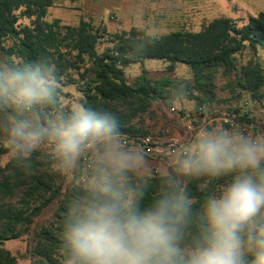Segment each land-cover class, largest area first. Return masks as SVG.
<instances>
[{"label": "clouds", "instance_id": "obj_1", "mask_svg": "<svg viewBox=\"0 0 264 264\" xmlns=\"http://www.w3.org/2000/svg\"><path fill=\"white\" fill-rule=\"evenodd\" d=\"M61 86L47 55L0 56V138L15 169L64 176L94 153L91 175L64 202L59 264H264V133L202 125L153 190L144 155L126 146L114 112L77 102L45 120L41 109ZM45 144L50 158L38 166L33 156ZM199 178L221 186L194 202L185 181Z\"/></svg>", "mask_w": 264, "mask_h": 264}, {"label": "trees", "instance_id": "obj_2", "mask_svg": "<svg viewBox=\"0 0 264 264\" xmlns=\"http://www.w3.org/2000/svg\"><path fill=\"white\" fill-rule=\"evenodd\" d=\"M69 1L75 3L79 0ZM54 6V0H0V49L5 56L27 60L49 56L59 69L62 85L63 76L67 77L69 84L77 82L68 76V71L83 70L80 74L83 82L78 84L83 94L81 102L86 107L114 112L119 117L120 131L128 140L137 141L150 136L134 121L150 113L155 105L159 109L161 106L170 109L180 99L197 102L201 106L212 105L217 96L216 77L219 72L228 79L233 91L248 94L253 101L262 98L264 68L261 63L253 58L238 67L236 56L245 50L255 57L260 52L264 53V13L250 17L240 27L233 19L221 17L207 23L199 32L177 31L153 37L137 28L107 32L84 19L77 27L62 26L59 19L48 22L50 9ZM8 41L14 43L6 47ZM101 42L108 47L99 54ZM150 60L167 64L163 77L154 79L149 76L145 63ZM179 64L189 67L193 75L191 82L175 77ZM81 65L88 66L82 68ZM131 65H140L141 68L134 84H130L125 76V69ZM88 76L90 78L85 81ZM62 93L60 87L55 101L41 109L45 120L53 118L60 108ZM234 114L244 129L246 125L255 130L254 117L241 114L239 110ZM7 149L0 147V160L9 153ZM49 158L40 152L33 156L38 166L41 163L46 165ZM87 166L85 164L83 168L86 170ZM46 170H49L47 166L40 167L33 176L25 178L10 160L5 166L0 164V264H17L16 258L5 249V243L29 233L35 219L55 201L58 203L55 221L51 226L33 231L30 254L33 264H59L55 250L59 244L64 202L79 186L63 194L54 186ZM171 171L172 166L169 168ZM91 173L80 171L79 177ZM159 182V175L152 176L153 190ZM185 183L194 202L221 186L218 181L208 178ZM17 193L21 194V199L12 203L11 199ZM35 203L38 206L34 207Z\"/></svg>", "mask_w": 264, "mask_h": 264}, {"label": "rangeland", "instance_id": "obj_3", "mask_svg": "<svg viewBox=\"0 0 264 264\" xmlns=\"http://www.w3.org/2000/svg\"><path fill=\"white\" fill-rule=\"evenodd\" d=\"M101 11L92 13H78L74 10V5L65 0H55V7L50 10L47 18L48 22L54 19H60L62 26L77 27L81 20L86 19L92 21L94 27L104 28L107 32L129 31L131 28H138L153 37H161L177 31L199 32L207 23L221 18L227 17L235 20L237 26H242L248 22L250 17L257 16L264 12V0H126L132 5V12L127 16L118 14L115 11L113 2L115 0H99ZM82 8V3L79 4ZM127 21V22H126ZM26 23V21L24 22ZM14 42L8 41L5 46H11ZM107 44L101 42L98 45V53L101 54ZM0 56H5L0 49ZM257 58L264 68V53L260 52L257 57L249 50H245L236 56L237 66H243L249 60ZM81 65L82 68L87 67ZM145 66L149 71V76L154 79L161 78L165 75L167 64L162 61H146ZM83 70H70L68 76H72L77 82L69 84L66 76H63L61 86L62 96L60 97V108L54 114L55 119L60 114H67L76 107L77 102H81L83 94L80 91L79 83L83 82L81 73ZM141 74L140 65H131L125 69V76L130 84L137 81ZM175 77L182 81L191 82L193 75L186 65L179 64L175 71ZM90 77H86L85 81ZM217 96L212 105L201 106L197 102L186 99L177 100L172 107L165 108L153 106L150 113L139 116L134 124L142 127L149 132V139L154 144L166 146L172 142L177 144L185 143L191 135L202 125H218L225 127L238 126L248 133L262 134L264 133V88L262 89V98L260 100H252L248 94L233 91L228 85V79L221 72L216 77ZM174 109V110H173ZM239 110L241 114L252 116L256 120L255 130L245 129L236 121L238 118L234 111ZM126 146H138L144 155L145 171L151 176L159 175L162 169L169 171L173 164V157L158 158L148 156L138 141L123 138ZM8 148L5 140L0 138V147ZM102 150V149H101ZM37 152L49 155L51 149L49 145H42ZM12 159L9 152L0 160L1 166H5ZM94 153H86L78 162L77 168L73 172H69L64 176H58L51 171L47 174L51 177L54 186L60 188L65 194L74 186L83 184L82 179L86 175L79 177L80 171H92ZM83 160V161H82ZM85 160V162H84ZM91 165L83 168L85 164ZM44 171V170H42ZM21 194L17 193L11 199L12 203H18ZM38 206L37 203L34 207ZM58 203L55 201L43 213L35 219L29 233L23 234L17 240H9L5 243V249L11 252L16 258L17 264H33L30 254L32 245L33 231L44 226H51L55 221V213Z\"/></svg>", "mask_w": 264, "mask_h": 264}, {"label": "crops", "instance_id": "obj_4", "mask_svg": "<svg viewBox=\"0 0 264 264\" xmlns=\"http://www.w3.org/2000/svg\"><path fill=\"white\" fill-rule=\"evenodd\" d=\"M65 1L72 3L69 0H65ZM54 2H55V0H54ZM111 2H113V5L116 6L114 9L120 15L127 16L128 14H130L132 12V9H133L132 5L130 2H127L126 0H115V1H111ZM81 3H82V6H81L82 8H79L80 7L79 4H81ZM99 3H100L99 0H79V1L72 3V4L74 5L73 9L77 10V12L79 14L80 13L82 14V13H86V12H92V13L100 12L101 6ZM53 8H51V9H53ZM261 13H264V12H261ZM230 19H232V18H230ZM84 20H86V19H84ZM113 33H115V32H113Z\"/></svg>", "mask_w": 264, "mask_h": 264}, {"label": "built area", "instance_id": "obj_5", "mask_svg": "<svg viewBox=\"0 0 264 264\" xmlns=\"http://www.w3.org/2000/svg\"><path fill=\"white\" fill-rule=\"evenodd\" d=\"M174 110V109H173ZM127 141H129L126 137H124ZM137 141L142 146L144 153L148 156H155L158 158H166V157H174L175 153L178 151V146L182 144H177L176 142H172L166 146L160 145V144H154L151 142V140L148 138H139ZM88 169H91V165L87 166ZM84 177L82 179V182L87 179Z\"/></svg>", "mask_w": 264, "mask_h": 264}]
</instances>
